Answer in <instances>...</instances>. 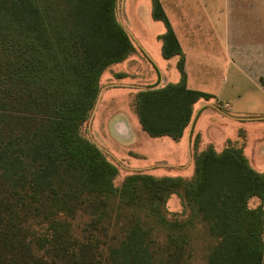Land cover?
Instances as JSON below:
<instances>
[{
  "label": "trees",
  "instance_id": "obj_1",
  "mask_svg": "<svg viewBox=\"0 0 264 264\" xmlns=\"http://www.w3.org/2000/svg\"><path fill=\"white\" fill-rule=\"evenodd\" d=\"M117 6L0 0V264H189L185 230L196 218L216 240L207 264H264V174L240 149L195 155L190 181L133 173L115 188L116 166L80 135L102 73L134 52ZM152 18L166 29L163 58L180 57V81L138 91L134 109L148 137L178 142L194 105L212 97L186 88L158 0ZM172 196L188 220L168 212ZM159 229L163 243L151 235Z\"/></svg>",
  "mask_w": 264,
  "mask_h": 264
},
{
  "label": "rangeland",
  "instance_id": "obj_2",
  "mask_svg": "<svg viewBox=\"0 0 264 264\" xmlns=\"http://www.w3.org/2000/svg\"><path fill=\"white\" fill-rule=\"evenodd\" d=\"M118 21L132 43L134 52L125 60L108 67L100 77L101 93L93 118L83 124L79 133L84 139L93 142L116 166L118 174L113 181L119 188L125 177L133 173L151 175L155 178H181L190 181L194 178V157L198 154L199 139L190 144L187 135L179 142L168 137L150 138L142 132L134 109L135 93L128 94L123 86L145 85L149 81L158 83L160 72L168 83L179 82V71L174 61L168 62L162 56V42L159 37L166 32L160 21L152 18V0H117ZM120 80L117 75L126 76ZM148 86V85H147ZM225 88L226 84L224 85ZM244 89H248L246 84ZM251 89V88H250ZM252 90V89H251ZM107 95V96H106ZM258 98L257 96H255ZM193 132L200 135L199 152L212 147L216 153L232 147L240 149L259 174L264 173V121L240 122L233 120L210 106L199 110ZM231 116L237 117L234 112ZM125 117L130 123V135L116 136L111 129L112 119ZM115 135V136H114ZM259 155L260 160L255 157ZM258 201L250 200L249 206ZM167 210L179 221H186L191 215L188 208L176 196L167 202ZM132 212L122 210L121 217H129ZM142 217L141 213L134 215ZM185 230L189 242V264H207V256L216 240L209 236L207 226L198 218ZM155 241L163 243L164 233L154 230L151 234Z\"/></svg>",
  "mask_w": 264,
  "mask_h": 264
},
{
  "label": "crops",
  "instance_id": "obj_3",
  "mask_svg": "<svg viewBox=\"0 0 264 264\" xmlns=\"http://www.w3.org/2000/svg\"><path fill=\"white\" fill-rule=\"evenodd\" d=\"M158 2L182 53L186 88L212 97L208 102L200 101L194 105L191 123L181 139L187 135L189 144L191 139L194 145L195 138H198L200 153V135L193 132L198 115V109L195 110L197 105L199 110L210 106L240 122L264 121V0ZM166 61H174L178 65L180 57ZM125 75L122 78L129 77V74ZM167 84L171 83L160 72L158 83L149 81L140 86L127 84L123 88L131 94L133 89L140 91L149 86L162 87ZM244 84L248 89H244ZM230 112L237 117L231 116ZM110 125L116 136L130 135V123L125 117L115 116ZM117 130L119 133H116ZM263 154L261 150L260 156ZM260 158L259 155L255 157L257 161Z\"/></svg>",
  "mask_w": 264,
  "mask_h": 264
},
{
  "label": "water",
  "instance_id": "obj_4",
  "mask_svg": "<svg viewBox=\"0 0 264 264\" xmlns=\"http://www.w3.org/2000/svg\"><path fill=\"white\" fill-rule=\"evenodd\" d=\"M117 5H118V1H117ZM100 95H101V91L99 92V95H98V98H97V102H96V104H95V107H94L93 112H92V114H91V117H90V119H89V124H90V122H91V120H92V118H93V115H94V112H95L96 106H97V104H98V101H99Z\"/></svg>",
  "mask_w": 264,
  "mask_h": 264
},
{
  "label": "bare ground",
  "instance_id": "obj_5",
  "mask_svg": "<svg viewBox=\"0 0 264 264\" xmlns=\"http://www.w3.org/2000/svg\"><path fill=\"white\" fill-rule=\"evenodd\" d=\"M116 133H119L118 130L116 131Z\"/></svg>",
  "mask_w": 264,
  "mask_h": 264
}]
</instances>
